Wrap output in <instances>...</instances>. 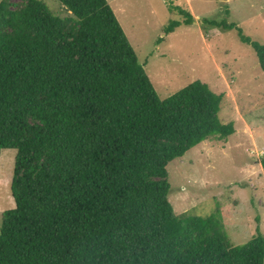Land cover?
<instances>
[{"label": "trees", "instance_id": "16d2710c", "mask_svg": "<svg viewBox=\"0 0 264 264\" xmlns=\"http://www.w3.org/2000/svg\"><path fill=\"white\" fill-rule=\"evenodd\" d=\"M59 1L69 14L0 0V149H16L0 264H263L258 224L233 244L218 211L167 197L168 161L234 131L222 92L160 97L107 0ZM238 33L264 69V43Z\"/></svg>", "mask_w": 264, "mask_h": 264}, {"label": "rangeland", "instance_id": "374dc122", "mask_svg": "<svg viewBox=\"0 0 264 264\" xmlns=\"http://www.w3.org/2000/svg\"><path fill=\"white\" fill-rule=\"evenodd\" d=\"M43 1L54 14H69L59 0ZM107 1L160 97L200 79L222 92L218 115L234 123L226 138L203 139L166 164L175 213L218 211L233 244L246 241L257 224L264 235V69L238 33L240 27L264 43V0ZM173 20L181 23L166 32ZM15 153L0 149V222L3 210L15 204Z\"/></svg>", "mask_w": 264, "mask_h": 264}, {"label": "crops", "instance_id": "0c3cea01", "mask_svg": "<svg viewBox=\"0 0 264 264\" xmlns=\"http://www.w3.org/2000/svg\"><path fill=\"white\" fill-rule=\"evenodd\" d=\"M261 228V227H260ZM261 231H262V229H261ZM263 262H264V259H263Z\"/></svg>", "mask_w": 264, "mask_h": 264}]
</instances>
